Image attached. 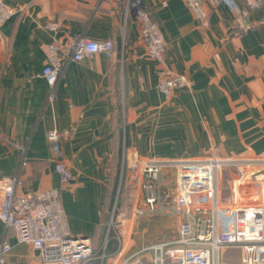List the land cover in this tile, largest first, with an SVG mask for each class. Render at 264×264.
<instances>
[{
    "label": "crops",
    "instance_id": "crops-1",
    "mask_svg": "<svg viewBox=\"0 0 264 264\" xmlns=\"http://www.w3.org/2000/svg\"><path fill=\"white\" fill-rule=\"evenodd\" d=\"M3 1L16 14L0 24V178L19 176V193L58 188L73 235L97 246L125 158L129 177L142 182L150 159L264 156V0L256 8L234 0L245 14L204 0L205 22L185 0H143L164 36V64L149 57L126 0ZM53 23L56 32L47 29ZM79 36L111 41L116 55L67 62L52 101L42 46ZM163 69L187 76L191 86L167 99L158 88ZM52 127L71 132L61 146L72 173L65 184L47 140ZM173 180L175 170L162 172L163 187ZM146 195L140 188L136 203L145 204ZM162 208L132 218L125 255L176 236ZM4 241L12 246L4 264H42L0 220Z\"/></svg>",
    "mask_w": 264,
    "mask_h": 264
},
{
    "label": "built area",
    "instance_id": "built-area-1",
    "mask_svg": "<svg viewBox=\"0 0 264 264\" xmlns=\"http://www.w3.org/2000/svg\"><path fill=\"white\" fill-rule=\"evenodd\" d=\"M221 1L232 11L246 13L239 10L234 0ZM245 1L251 8L258 7L256 0ZM185 2L198 20L206 21L204 0ZM126 9L134 12L140 24L141 39L149 57L164 64V36L144 1L126 0ZM15 14V9L0 0V24ZM58 27L59 24L53 23L47 29L56 32ZM42 49L46 57L42 76L52 101L67 62H81L95 54L110 59L116 55L111 41H90L80 36L68 43L55 40L44 44ZM190 86V80L183 74L168 69L160 72L158 88L167 99L175 89ZM70 137L69 130L57 127L47 132L51 150L58 156L55 171L62 184L72 180V173L61 157L62 143ZM168 169L176 172L175 202L181 220L176 236L134 254L125 255L129 229L121 215L113 213L102 248L98 249L92 238L72 234L58 188L19 193L22 185L19 176L0 178V220L14 231L19 243L39 252L42 264H225L222 254L230 250L240 252L241 264H264V156L147 160L143 168L147 195L144 206L134 211L135 218L157 209L160 196L156 182ZM224 170L234 171L237 174L234 180L238 182L227 199H223L220 191ZM246 193L251 196L245 197ZM110 241L117 246L112 253L107 251ZM11 250L9 242H0V264L6 262Z\"/></svg>",
    "mask_w": 264,
    "mask_h": 264
},
{
    "label": "rangeland",
    "instance_id": "rangeland-1",
    "mask_svg": "<svg viewBox=\"0 0 264 264\" xmlns=\"http://www.w3.org/2000/svg\"><path fill=\"white\" fill-rule=\"evenodd\" d=\"M126 158L125 161L121 163L119 166L117 172H116V178L114 180V185L110 189V206L108 207L107 214L104 216L102 228L99 231L98 235L95 236V240L97 243V248H102V245L104 243L105 236L107 234V228L108 224L110 222L111 217L113 216H122V220H125L126 226L129 229V236L127 238V247L130 244L129 238L131 240L133 236V221L132 218L133 213L136 209H140L144 206V203L137 204L136 203V192L141 188L143 191H145L144 185L146 183V177L144 178V181L138 182V180L132 178V176L127 174L125 166H126ZM123 164V165H122ZM123 166V167H122ZM122 167V168H121ZM171 171V169H168ZM161 177V175H160ZM237 177V174L234 171L231 170H224L222 172V175L220 177V191L223 199H227L231 196L233 192L234 185L236 184L235 178ZM175 179V176H174ZM173 184L166 185L168 187H163L162 182L160 180L156 182V189L157 193L160 197H164L165 201L163 203H158V207L164 209V212L167 213L168 216L174 218V228L175 233L178 226V207L175 202L176 198V185ZM174 185V186H173ZM246 196H251V194L246 193L244 194ZM252 195H254L252 193ZM115 209V212H114ZM118 228H116L117 230ZM113 232V231H112ZM114 233V232H113ZM111 234V237L114 236V234ZM176 235V234H175ZM174 235V236H175ZM175 238V237H174ZM172 238V239H174ZM171 239V240H172ZM161 242V241H159ZM155 243V242H154ZM153 244V243H151ZM101 250V249H100ZM240 252L237 250H230L226 254H222V261L225 264H241L240 260ZM113 260H110L112 262Z\"/></svg>",
    "mask_w": 264,
    "mask_h": 264
},
{
    "label": "trees",
    "instance_id": "trees-1",
    "mask_svg": "<svg viewBox=\"0 0 264 264\" xmlns=\"http://www.w3.org/2000/svg\"><path fill=\"white\" fill-rule=\"evenodd\" d=\"M116 242L115 241H110L109 246H108V253H112L116 250Z\"/></svg>",
    "mask_w": 264,
    "mask_h": 264
}]
</instances>
